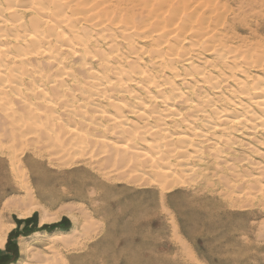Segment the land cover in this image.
<instances>
[{
	"label": "bare ground",
	"instance_id": "bare-ground-1",
	"mask_svg": "<svg viewBox=\"0 0 264 264\" xmlns=\"http://www.w3.org/2000/svg\"><path fill=\"white\" fill-rule=\"evenodd\" d=\"M262 1L0 0V247L11 211L103 204L117 181L163 192L205 160L250 164L242 189H264ZM27 251L21 264H69L54 245Z\"/></svg>",
	"mask_w": 264,
	"mask_h": 264
},
{
	"label": "rangeland",
	"instance_id": "rangeland-1",
	"mask_svg": "<svg viewBox=\"0 0 264 264\" xmlns=\"http://www.w3.org/2000/svg\"><path fill=\"white\" fill-rule=\"evenodd\" d=\"M263 4L264 0L256 6V10L264 13ZM235 5L230 3V6ZM260 23V37H263L264 19ZM236 149L237 159L249 154L251 160L254 157L253 161H261V155L253 152L251 155L240 144ZM240 152L243 155L238 157ZM192 161L196 160L193 158ZM236 163L239 168L243 162ZM198 165H204V171L202 167L197 170V167L198 174L190 173L182 179V184L163 192L154 183L141 187L117 181L103 204H92L87 199H68L64 203L40 206L30 216H21L17 210L11 211L5 219L10 230L4 247H0V264H21L31 255L27 251L29 247L35 251L50 245H54L69 264H264V189H256L260 195H248V191H255L253 188L250 190L244 186L245 189H242L241 179H249L254 173H250V164L247 173L245 165L239 168L242 171H236L237 175L243 174L245 178L235 176V171L228 168L218 170L213 161L205 160ZM71 169L64 168L63 172L76 184L77 176L70 174ZM212 170H216L215 173ZM56 175L64 176L61 170ZM189 176H196L194 179L197 180ZM150 179L154 181L156 177ZM232 180L238 185L240 183V187L237 184L235 187L234 182L230 184ZM261 182L263 187L264 180ZM232 188L234 193L237 189L238 192L241 190L240 194H233ZM238 199H242L244 204ZM232 201L237 203L232 205ZM62 205L70 206L61 211L57 222L43 220L44 215L50 217ZM75 227V239L70 238L69 243L57 242L55 245L49 240L52 234L61 236Z\"/></svg>",
	"mask_w": 264,
	"mask_h": 264
}]
</instances>
